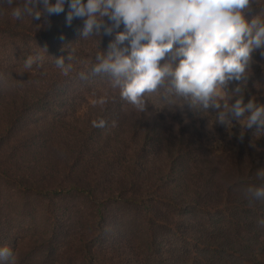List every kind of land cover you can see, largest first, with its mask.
I'll use <instances>...</instances> for the list:
<instances>
[{"label":"trees","instance_id":"16d2710c","mask_svg":"<svg viewBox=\"0 0 264 264\" xmlns=\"http://www.w3.org/2000/svg\"><path fill=\"white\" fill-rule=\"evenodd\" d=\"M13 7L0 0L1 30L22 36L10 50L0 39V247L12 264L256 261L264 200L247 189L264 184L262 155L216 153L225 132L179 111L166 119L147 93L135 110L108 73L94 71L112 37L102 28L83 36L81 19L67 24V5L38 21L15 19ZM261 12L264 0H252L248 18ZM261 51L246 80L227 84L229 103L264 105ZM101 119L105 127H93ZM29 234L38 246H21Z\"/></svg>","mask_w":264,"mask_h":264},{"label":"clouds","instance_id":"9594fccd","mask_svg":"<svg viewBox=\"0 0 264 264\" xmlns=\"http://www.w3.org/2000/svg\"><path fill=\"white\" fill-rule=\"evenodd\" d=\"M4 2L15 5L12 15L17 20L59 15L67 5V24L81 19L83 36L102 28L112 39L94 71L108 73L120 97L135 110L144 111L146 93L157 94L169 106L182 108L186 103L205 114L217 110L212 124L231 129L238 121L241 139L253 128L255 136L264 135V105L257 106L254 99L245 103L242 96L229 103L224 90L231 81L247 79L256 50L264 56V12L249 19L252 0H23V6L18 0ZM40 4L42 9L34 7ZM33 60L29 57L24 69H30ZM56 64L63 68V58ZM105 125L103 119L93 121V127ZM257 176L264 180V169ZM247 195L264 200V184L249 187ZM12 258L9 247H0V264H12Z\"/></svg>","mask_w":264,"mask_h":264},{"label":"rangeland","instance_id":"374dc122","mask_svg":"<svg viewBox=\"0 0 264 264\" xmlns=\"http://www.w3.org/2000/svg\"><path fill=\"white\" fill-rule=\"evenodd\" d=\"M18 2L23 3V0H18ZM27 24L30 25L29 21ZM2 35H4V37L6 36V39L4 41L5 42L4 46H8V50H10L11 47L13 46L12 45L13 40L22 39V36L21 38H15L13 34L10 32V30H3V29L1 30L0 28V39H2ZM19 61L21 62L20 59ZM52 66H55V65H52ZM37 75H40V74L37 72ZM148 95L150 97V100L153 106L157 110V112L162 114L161 116L166 117V119L177 116L178 111L180 112L179 114H182L184 116L189 115L195 118H205L206 117L207 119L210 120V122L212 121L213 117L217 115V110L210 109L208 113L205 114L202 110H194V109L189 108L186 103L183 105L182 108L178 104L175 106H169L163 103L158 98L157 94H148ZM221 103L223 104L224 101H221ZM213 125H215L217 129H219V135L225 132L226 136H228L226 140H229L228 142H225V140L221 139V138H224L223 136L225 135H220L221 138H218L214 143V147H212L216 153L225 155V153H229L231 150L236 149L237 152H239V154L242 153L243 151L246 152V157L248 158L247 161L248 160L250 161V159L254 158L253 155L258 156L260 154L262 155L260 159L261 160L263 159L264 161V135L258 134L257 136H255L254 135L255 128L249 129L247 132H245L243 134V138L241 139L242 129L238 121L233 122V127L231 129H228L225 126L220 125V124H213ZM231 132H234L235 135L232 137H229ZM238 158H239V155L237 154L235 159H238ZM228 177H229L228 180H230L231 182H234V174H230L228 175ZM41 225H44V223L41 222ZM15 230L16 232L20 234V230H21L20 228H15ZM25 231H28V230H25ZM25 237L26 238L22 241L21 246L25 243H28V245H32L35 247L39 245V243L35 242V237H30V234ZM261 241H262V244H261L262 248H260V251L258 252L256 256V261H251V260L246 261L245 264H264V235L262 236ZM62 262L64 261L61 260L60 262H58V264H61Z\"/></svg>","mask_w":264,"mask_h":264}]
</instances>
